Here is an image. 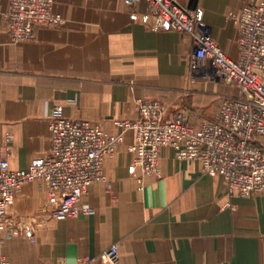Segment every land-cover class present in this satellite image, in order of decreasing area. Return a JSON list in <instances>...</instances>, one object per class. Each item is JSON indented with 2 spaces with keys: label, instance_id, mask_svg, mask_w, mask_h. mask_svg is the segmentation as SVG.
Instances as JSON below:
<instances>
[{
  "label": "crops",
  "instance_id": "0c3cea01",
  "mask_svg": "<svg viewBox=\"0 0 264 264\" xmlns=\"http://www.w3.org/2000/svg\"><path fill=\"white\" fill-rule=\"evenodd\" d=\"M176 1L191 6L223 52L238 60L235 17L263 0ZM8 8L2 0L0 160L12 170L50 153L57 116L120 134L122 122L137 119L139 101H160L167 118L182 111L199 124L214 120L200 111L213 113L216 99L239 95L222 81L193 82L190 38L157 30L125 0H54L64 24L39 26L35 41L18 44L8 32ZM135 138L134 130L124 131L123 144L105 161V179L88 188L87 216L51 219L47 186L24 184L8 218L10 228L28 232L4 234L0 264H100L112 245L122 264H264V192L230 196L222 178L205 175L198 160H177L171 147L162 151V177L140 181L131 174L128 149Z\"/></svg>",
  "mask_w": 264,
  "mask_h": 264
},
{
  "label": "built area",
  "instance_id": "2783aa9c",
  "mask_svg": "<svg viewBox=\"0 0 264 264\" xmlns=\"http://www.w3.org/2000/svg\"><path fill=\"white\" fill-rule=\"evenodd\" d=\"M8 1L5 18L14 44L35 41L41 25L58 27L64 23L54 11V0ZM125 3L136 13L149 16L157 30L190 38L193 78L234 85L239 95L224 97L216 118L199 124L192 123L182 111L167 118V109L160 101H139L137 119L122 122L120 134L105 132L90 121L54 117L50 122L51 150L45 158L23 170H12L7 159L0 160V240L4 234L11 238L27 231L10 228L8 218L9 208L26 183L47 186L51 219L65 221L89 215L91 209L82 198L92 184L105 179V161L123 144L124 131L130 129L136 132L135 142L128 148L133 155L131 174L140 181L162 177V151L171 147L177 160H198L205 175L222 178L230 196L264 192V148L260 144L264 138V0L244 6L235 17L240 33L238 60L228 57L209 26L176 0ZM99 262L122 264L118 246L104 250Z\"/></svg>",
  "mask_w": 264,
  "mask_h": 264
},
{
  "label": "rangeland",
  "instance_id": "374dc122",
  "mask_svg": "<svg viewBox=\"0 0 264 264\" xmlns=\"http://www.w3.org/2000/svg\"><path fill=\"white\" fill-rule=\"evenodd\" d=\"M7 23V22H6ZM64 24V23H63ZM62 24V25H63ZM42 26V25H41ZM47 26V25H46ZM61 26V25H60ZM49 27H51V26H49ZM59 27V26H58ZM11 39V38H10ZM24 43V42H23ZM189 70H190V66H189ZM190 78H191V80L193 81V82H196L197 80H198V78L199 77H197V78H193L192 77V73H191V71H190ZM219 103H220V100L219 99H216L215 101H214V103H213V108H215V111L213 112V113H210L209 111H205L204 112V110H202V111H200V115L203 117V118H205V117H207V119H215L216 118V116H217V113H218V108H219ZM206 113V115H204ZM208 113V114H207ZM187 114V113H186ZM188 116H189V114H187ZM195 116V115H194ZM201 116H195V118H197V117H200L201 118ZM200 118H197V119H200ZM206 119V118H205ZM264 148V147H263Z\"/></svg>",
  "mask_w": 264,
  "mask_h": 264
},
{
  "label": "water",
  "instance_id": "95a60500",
  "mask_svg": "<svg viewBox=\"0 0 264 264\" xmlns=\"http://www.w3.org/2000/svg\"><path fill=\"white\" fill-rule=\"evenodd\" d=\"M187 8L192 9L191 6H188Z\"/></svg>",
  "mask_w": 264,
  "mask_h": 264
}]
</instances>
